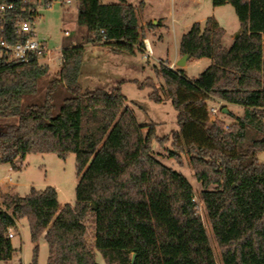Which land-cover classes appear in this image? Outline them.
I'll return each mask as SVG.
<instances>
[{"label":"trees","instance_id":"1","mask_svg":"<svg viewBox=\"0 0 264 264\" xmlns=\"http://www.w3.org/2000/svg\"><path fill=\"white\" fill-rule=\"evenodd\" d=\"M4 1L14 9L0 13V43L15 44L28 36L16 27L20 7L28 4ZM77 3L86 33L82 42L64 46L56 76H48L43 55L21 61L0 46V162L16 167L29 153H75L79 177L75 202L62 207L51 185L3 194L0 260L13 257L9 233L27 218L33 242L45 235L48 264H100L97 251L115 264H217L191 182L153 154V140L167 137L138 121L122 81L109 89L79 82L87 43L136 54L144 50L146 27L156 25L142 24L138 7L127 0ZM227 3L240 22L230 45L214 16L194 22L181 37V55L212 61L197 78L160 60L155 71L163 83L146 82L152 99L162 101V91L177 110L170 156L190 155L223 264H264V162L258 158L264 150V0H213L214 6ZM209 100L239 105L243 114L229 125L212 120Z\"/></svg>","mask_w":264,"mask_h":264},{"label":"rangeland","instance_id":"2","mask_svg":"<svg viewBox=\"0 0 264 264\" xmlns=\"http://www.w3.org/2000/svg\"><path fill=\"white\" fill-rule=\"evenodd\" d=\"M128 1L138 7L142 24L146 21L157 26L156 37L153 39L154 54L150 55L142 51L136 54H114L106 45L92 48L86 44L79 82L84 88L109 89L122 81V90L138 121L153 125L158 136L167 137L163 143L153 140V154L166 165L182 172L191 182L197 198V209L205 225L215 259L217 264H223L220 247L201 199L202 186L195 177L190 155L186 152L182 153L181 159L170 156V151L173 149L171 136L175 130L179 129L177 110L172 100L162 91L160 92L162 101L152 99L150 97L152 88L146 79L151 77L156 86L163 83L161 76L156 74L155 66H159L160 60L173 62L177 39L179 40V37L173 34L175 28L179 35L180 32H187L194 22L204 23L209 16H214L225 29L223 38L224 43L228 45L233 42L232 34L240 29L239 19L232 4L214 6L213 0H148L144 5H140L138 0ZM63 3L64 0H53L51 7L42 9L35 24V38L46 40L51 51L49 56L57 55L60 48L72 41L82 42L86 33L85 26L78 23L77 0H71V2L65 0ZM149 30L151 31L149 27H146V31L150 32ZM160 35L163 39L159 38ZM146 36L151 34L146 32ZM46 57L47 54H44L40 60L41 63L45 64ZM53 61L48 66L51 71H49V77L56 76L58 74L56 70L62 64H58L55 59ZM211 63L208 57L191 58L188 59L185 68L179 67L184 69L189 79H194ZM175 67L178 68V66ZM48 76L43 78V89L37 95L39 102L44 101ZM122 78H134V80L123 81ZM208 107L212 120L221 119L227 125L235 121L233 115L243 114L241 106L221 100H209ZM212 108H216L217 111L213 112ZM226 108L227 111H224ZM258 158L264 162V150L258 153ZM78 181L75 153H71L66 158L56 153H29L25 159L16 160V167L10 163L0 162V204L4 194L3 189L8 188L10 193L18 192L21 195H27L32 187L44 189L51 185L56 187L59 206L62 207L65 203L75 202ZM19 221L18 230L11 229L14 233L11 238L12 243L16 248L14 255L10 260H0V264H48L49 248L45 235H41L37 242H33L27 218H20ZM88 225V241L93 245L94 229L90 222ZM35 245L38 246L36 256ZM96 259L100 264H115L107 263L99 251L96 253Z\"/></svg>","mask_w":264,"mask_h":264},{"label":"built area","instance_id":"3","mask_svg":"<svg viewBox=\"0 0 264 264\" xmlns=\"http://www.w3.org/2000/svg\"><path fill=\"white\" fill-rule=\"evenodd\" d=\"M28 4V7L21 6L18 13V19L16 27L21 34H27L28 36L18 41L15 44H10L6 41H1L0 46L9 51L13 58L21 61H26L31 53H38L44 55L49 51L47 43L45 41L35 38V24L41 15V11L44 7H51L53 0H23ZM71 0H66L70 2ZM14 9V3L12 2H0V13H4L7 10ZM28 12V16L24 17L23 13ZM147 53H151V49L146 45ZM213 112H216V108H212ZM197 203V198L193 199ZM9 235L12 237L14 233L10 231Z\"/></svg>","mask_w":264,"mask_h":264},{"label":"crops","instance_id":"4","mask_svg":"<svg viewBox=\"0 0 264 264\" xmlns=\"http://www.w3.org/2000/svg\"><path fill=\"white\" fill-rule=\"evenodd\" d=\"M119 0H103V2H105V3H112V2H118ZM128 1V0H127ZM138 1H141V0H138ZM148 0H144V4H146V2H147ZM71 2V1H70ZM129 2V1H128ZM64 3H65V0H64ZM63 3V4H64ZM77 5H78V3H77ZM78 7V6H77ZM138 12H140L139 11V9H138ZM143 24H145V26H146V21H143ZM150 31V30H149ZM157 31V26L156 27H154L153 29H151V31L150 32H148V31H146L147 33H149V34H151V36H146V38L144 39V50L142 51V52H147L146 51V45L147 46H149V48L151 49V51H152V53H149L150 55L151 54H154V48H153V39L156 37V35H155V32ZM83 32H84V29H83ZM85 32H86V28H85ZM238 32V31H237ZM237 32H234L233 34H232V41H233V39H234V36H235V34L237 33ZM185 32L183 31V32H180V34L178 35V33H177V31H176V28L174 29V31H173V34H174V36H176L177 35V37H179V40L177 39V41H178V43H177V45H176V50H175V58H174V60H173V62H171L170 63V66L172 67V68H174V69H176L177 67H175V66H178V68H179V65L177 64V62L179 61V59H180V57L182 56L181 54H180V50H179V47H180V40H181V37H182V35L184 34ZM148 35V34H147ZM176 37V38H177ZM159 38H161V39H163L162 38V36L160 35V37ZM43 41H45V43H47L46 42V40L45 39H42ZM70 43H72V44H77L78 42H75V41H72V42H70ZM223 43H224V38H223ZM231 44V43H230ZM230 44H228V45H230ZM87 45H90L92 48H99V47H102V45L101 44H99V43H87ZM224 45H226V46H228L227 44H225L224 43ZM110 50H111V52L112 53H114V54H124L125 52H117V51H115V50H113V49H111V47H109V46H107ZM106 47V48H107ZM64 47H62V48H60V51L58 52V54L57 55H53V54H51L50 56H49V53L51 52L50 51V49H49V51L48 52H46L45 54H47V57H46V61H45V64H47L48 66H50V62H54L53 60L55 59L56 61H57V63L58 64H60V63H62L61 61H62V49H63ZM89 60L91 59L90 57L88 58ZM187 63H188V60L186 61V64L184 65V66H182L183 68H185V66L187 65ZM60 68H61V65H59V68H58V70H56V72H58L59 70H60ZM49 71H50V69H49ZM51 72V71H50ZM55 76V75H54ZM123 79V81H130V80H134V78H122ZM115 85V84H114ZM3 192L4 193H7V192H11L10 190H8V188L7 189H3ZM17 224L18 225H20V221L18 220L17 221ZM14 236V235H13ZM12 236V237H13Z\"/></svg>","mask_w":264,"mask_h":264},{"label":"water","instance_id":"5","mask_svg":"<svg viewBox=\"0 0 264 264\" xmlns=\"http://www.w3.org/2000/svg\"><path fill=\"white\" fill-rule=\"evenodd\" d=\"M188 59H189V56H188L187 54L182 55V56L180 57L179 61L177 62V64H178L179 66H184V65L186 64V61H187ZM224 111H227V108L224 109ZM135 256H136V255L133 254L132 261L134 260Z\"/></svg>","mask_w":264,"mask_h":264}]
</instances>
